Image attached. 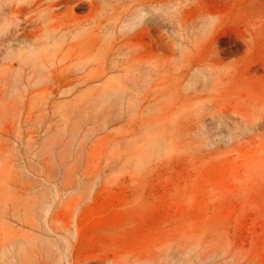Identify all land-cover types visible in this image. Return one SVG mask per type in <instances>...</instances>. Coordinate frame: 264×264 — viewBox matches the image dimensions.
Instances as JSON below:
<instances>
[{
	"label": "rangeland",
	"instance_id": "1",
	"mask_svg": "<svg viewBox=\"0 0 264 264\" xmlns=\"http://www.w3.org/2000/svg\"><path fill=\"white\" fill-rule=\"evenodd\" d=\"M0 264H264V0H0Z\"/></svg>",
	"mask_w": 264,
	"mask_h": 264
}]
</instances>
